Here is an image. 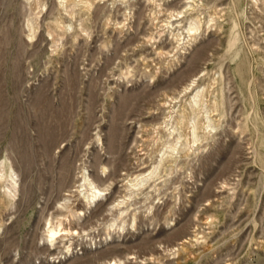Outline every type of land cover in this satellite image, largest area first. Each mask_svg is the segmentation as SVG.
Instances as JSON below:
<instances>
[{"label": "rangeland", "instance_id": "rangeland-1", "mask_svg": "<svg viewBox=\"0 0 264 264\" xmlns=\"http://www.w3.org/2000/svg\"><path fill=\"white\" fill-rule=\"evenodd\" d=\"M0 264H264V0H0Z\"/></svg>", "mask_w": 264, "mask_h": 264}, {"label": "bare ground", "instance_id": "bare-ground-1", "mask_svg": "<svg viewBox=\"0 0 264 264\" xmlns=\"http://www.w3.org/2000/svg\"><path fill=\"white\" fill-rule=\"evenodd\" d=\"M212 18V17H211ZM210 18V19H211ZM197 27V22L196 21H191L190 23H189V25H188V28H187V31H189V30H194L195 28ZM190 32V31H189ZM235 39H236V37H232V39H231V41H230V44L229 45H232L233 43H234V41H235ZM206 126H209V125H206ZM191 131H192V141H196L197 139H198V135L196 134V132H195V129H194V120H192L191 121ZM13 179V178H12ZM85 180V179H84ZM91 188H89V191H90V194H89V196L90 197H92V196H96V194H97V192L96 191H93V190H90ZM95 190H96V187H95ZM88 191V192H89ZM99 193V192H98ZM89 197V198H90ZM48 237H56L55 235H54V233H55V230L53 229V228H50L49 230H48ZM54 235V236H53ZM52 240H53V238H52Z\"/></svg>", "mask_w": 264, "mask_h": 264}]
</instances>
